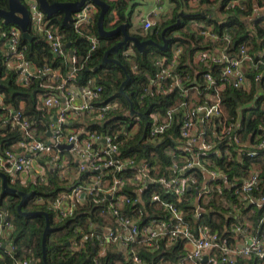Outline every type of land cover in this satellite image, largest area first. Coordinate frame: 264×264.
<instances>
[{
  "label": "trees",
  "instance_id": "obj_1",
  "mask_svg": "<svg viewBox=\"0 0 264 264\" xmlns=\"http://www.w3.org/2000/svg\"><path fill=\"white\" fill-rule=\"evenodd\" d=\"M105 1L110 5V9L104 17L106 29L113 28L130 16V13L124 11L127 0ZM170 1L173 3L171 18L161 22L157 21L156 25L144 35L137 34L140 39H153L159 43L162 42L163 37L168 38L167 49L161 50L154 46H147L144 51L139 52L127 44L116 54L111 55L120 61L125 70L113 62L101 63L105 50L121 37L119 35L102 37L98 34L96 23L99 9L90 17L88 23L81 28L79 33L74 30L72 22L69 26L62 25V13L49 17L50 23L63 34L64 44L70 43L69 48L65 46V53L67 54L72 50L77 57V63L74 65L75 81L72 83L81 87L89 80H94L96 84L103 87L101 96L94 102L96 106L113 101L118 103V107L108 111L104 119L98 120L94 114H88L84 111L73 119L71 126L83 129L79 138H83L86 132L105 134L120 131L124 136L119 147L120 156L132 157L137 163L142 161L148 163L150 181L142 188L140 200H138L137 195L139 189L134 184L125 182L120 189L121 193L136 200L125 207L124 212L133 217L141 216L140 226H143L150 217H166L167 213L163 207L150 198L153 192H157L164 199L173 200L182 209L192 228L204 224L212 231L217 232L221 239L230 243L233 240L231 225L237 222L236 215L238 213L243 214L251 210L249 217L251 227L254 231H264V205L243 203L234 193L235 188L241 185L242 180L249 175V172L256 170L259 171L260 182L252 190L251 196L258 199L264 194V154L258 150L256 154H248L256 151L254 145L258 141L264 140V22L260 14L252 18L255 10L263 5L264 0H243L244 7L232 9H225V4L229 0H199L202 6L194 11L188 9L187 0ZM215 1L219 3L216 11L220 15L216 14L214 8L209 6ZM0 7L6 8L7 0H0ZM112 10L116 11L118 19L111 24ZM180 11H184L185 14L176 25ZM192 20L202 21L204 26H212L218 34H221L224 29H229L231 39L226 44V53L229 56H236L239 54V46L245 45L248 48L249 56L243 65L247 78L246 87L236 89L228 84L221 92L223 119L225 122L239 120L240 126L235 132L239 136L240 143L231 142L224 145L227 139H223L217 144L221 151L220 155L211 154L209 156L211 166L226 173L232 186L222 184L221 192L213 191L207 202L202 203L204 211L197 221L193 217L194 206L191 201L195 196V187L192 185L186 188L185 195L178 198L167 192L158 181V178L162 176L166 178L172 176L171 158L165 148L167 146L175 148L180 141L178 123L175 122L159 140L148 141L144 136L145 120L149 119L150 112H162L170 106L178 105L182 100L179 89L173 88L168 93H162L156 86H150V79L157 80L162 67L169 63L173 43H179L183 47L174 71L181 75L182 83L189 88V92L202 91V87L199 88L197 84H190V82L193 81L196 74L197 81L203 83L201 78L203 69L209 68L216 77L219 75L217 66L207 67L195 62L194 57L199 49L215 47L217 43L204 40L199 34V29L195 30L188 24ZM8 27L2 24L0 28V46L5 47L6 34L4 33ZM163 30L165 31L162 35ZM28 31L31 40L22 37L20 39V44L25 47V58L37 66L47 63L52 68L58 69L61 76H67L71 69V63L66 55L54 54L46 42L44 34L34 30L31 24ZM90 37L96 39L93 49L91 48ZM129 47L133 49L134 54L127 55L125 53ZM161 60L162 66L157 63ZM5 61L4 53L3 59L0 57V95L2 96V104H0V150L2 155L5 150H12L14 144L25 140L24 133L17 125L2 124V119L7 116L8 108L20 109L31 121L34 135L40 139L45 138L48 122L54 111L42 107L41 98L48 91L57 92L56 89L50 90L46 86L55 87L61 79L58 77L51 80L49 75H40L31 78L27 83L19 84L18 70L8 68ZM190 64L193 66L191 67ZM193 68L199 72L195 73ZM260 72H263V77L258 84L255 76ZM126 77L128 80L123 84V90L130 101L119 92V87ZM149 86V92L141 99L144 89ZM130 102L136 111L145 115V118L137 121L133 132L131 131L133 116L129 114ZM214 125L216 129H219L218 121H215ZM248 140L251 145L253 144L251 148L245 145ZM61 152L63 154L67 151ZM67 158L69 160L68 165L75 168L77 163L72 160L71 155L68 154ZM122 173L127 177L133 173V169H126ZM190 173L197 178V186H200L204 179L202 171L198 167H194L185 172V174ZM90 174L80 172L76 176L72 172L69 180L61 177L56 167L50 169L47 166L45 181L40 182L34 179L26 186H18L19 181H12L7 173L8 182L11 186L32 192L31 196L25 200L22 209L48 212L51 229L46 237L47 263H45L42 258V234L45 227V216L43 214L22 216L17 211L20 197L16 194L0 193V210L4 211L12 226L9 235L0 237V264H18L16 259L19 261L26 260L28 263L33 260V264H132L130 255L114 243H106L104 246H100L94 241V243L75 247L81 236L76 231L78 228L88 231L89 219L98 221L104 219V216H99L98 207L94 204L93 199H86L83 204H77L75 213L62 219L50 206L51 201L56 196L67 192L76 183L87 181ZM214 182L221 183L219 180H214ZM225 204L227 205L225 206ZM238 220L241 221V217ZM68 241L70 245H67ZM7 245L12 247L10 251L7 250ZM130 250H135L139 254L143 261L142 264L175 263L185 253L184 240L182 239L171 244L160 239L158 248L154 250H150L142 242H136L128 247V251ZM237 264H264V262L251 257L250 259H238Z\"/></svg>",
  "mask_w": 264,
  "mask_h": 264
},
{
  "label": "built area",
  "instance_id": "obj_2",
  "mask_svg": "<svg viewBox=\"0 0 264 264\" xmlns=\"http://www.w3.org/2000/svg\"><path fill=\"white\" fill-rule=\"evenodd\" d=\"M23 3L28 9L32 28L44 34L54 54L66 55L71 63V69L67 76H61L58 69L52 68L47 63L37 66L28 61L24 56L25 47L20 44L22 37L20 28L16 25H8L4 33L6 34L5 59L12 62L11 69L18 70V83H27L31 78L40 75H49L51 80L58 77L61 79L55 87L46 86L50 90L56 89L57 92L48 91L41 98V106L54 111L48 122L47 130L51 131V136L37 138L28 117L20 109L8 108L7 116L2 119V124L10 123L21 129L25 135V140L21 141L24 151L5 150L2 155L0 150V160L3 162L0 169L6 173L33 171L32 157L44 156L48 157L50 163L58 169L61 177L69 180L72 172L76 176L80 172L91 173L87 181L72 185L67 192L59 194L50 203L51 208L62 219L72 216L77 204H83L86 199H93L98 207L99 216H104V219L99 221L89 219L88 231L80 228L76 230L81 234L78 244H75L76 248L87 243H94V241L100 246L114 243L130 255L132 264H142L143 261L135 250L128 251L131 244L142 242L144 246L154 250L158 248L160 239L166 240L167 244L182 239L184 245L189 244L191 248L175 263L166 264H237L238 259H250L251 257L264 262V231H254L249 222L239 221L238 215H236L237 222L231 225L233 240L229 243L204 224L192 228L182 209L173 200L164 199L157 192H153L150 198L163 207L167 213L165 218L150 217L143 226H140L141 216L133 217L124 212V208L136 200L121 193L120 189L125 182H130L142 190L150 181L148 163L144 161L137 163L132 157L120 156L119 147L124 140L120 131L105 134L86 132L83 138H79V134L83 132L82 128L66 131L69 121L72 124L73 119L82 112L94 114L96 119L101 120L105 118L108 111L116 109L118 103L113 101L96 106L94 102L101 96L103 87L93 80H89L81 87L78 86L81 102H75L76 86L72 82L75 81L76 55L74 52L72 55L70 52L65 53L63 34L50 21L47 23V17L40 9L37 0H25ZM235 7H244L243 0H229L225 4V9ZM258 9L264 22V3ZM90 11L91 8L87 9L85 5L73 14L71 22L76 32L79 33L81 28L88 23L91 17ZM149 14H153V11ZM156 22L146 18L142 20V26L144 29H149L155 26ZM199 34L204 40L217 43V46L199 49L194 57L195 62L207 67L217 66L219 75L216 77L209 68L203 69L201 74L203 83L197 81L196 74L190 82V84H197L199 88L202 87V91L189 92V88L182 83L181 75L174 71L183 47L179 43H173L169 63L162 67L157 80L150 79V86H156L162 93H168L173 88L179 89L182 100L178 105L170 106L162 112H150L149 119L145 120L144 132L148 141L159 140L175 122L178 123L180 141L175 148L170 146L165 148L171 158L172 176L169 178L162 176L158 178V181L167 192L178 198L185 195L186 188L192 185L195 187V196L191 200L194 206L195 221L204 211L202 203L207 202L213 191L221 192L222 184L231 185L226 173L211 166L209 156L211 154L220 155L221 151L217 144L223 139H227L224 145L231 142L240 143L239 136L235 132L240 126L239 120L225 122L223 119L221 92L228 84L236 89L246 87L247 78L243 65L249 59L248 48L245 45L239 46V54L236 56H229L226 53V44L231 39L229 29H224L221 34H218L212 26L208 25L201 28ZM90 42L93 49L96 39L90 37ZM125 53L131 55L128 49ZM157 63L163 65L162 60ZM194 71L199 72L197 69ZM262 77L263 72L256 74L255 80L258 84ZM150 86L144 89L141 99L147 95ZM0 104H2L1 95ZM130 116H133L131 130L133 132L137 121L142 117L137 114ZM215 121H218L219 129H216ZM50 137L54 141L48 143ZM69 143H72L69 149L58 148L59 144ZM254 146L256 151L249 152V155L256 154L257 150L264 154V140L258 141ZM63 150L71 154L72 160L77 163L75 168L68 165L69 160L67 156L64 157L65 154H62ZM179 158L181 164L176 162ZM194 167H198L204 174L203 183L200 186H197V178L192 173L185 174L186 169L190 170ZM129 168L133 169V173L125 177L122 172ZM45 178L46 173L44 172L35 173L33 176V180L37 179L40 182L45 181ZM214 180H219L221 183H216ZM259 182V171L252 170L242 180L241 185L235 188L234 193L243 203L262 206L264 205V194L258 199L251 196L252 190ZM81 194H83L82 198H80ZM88 195H91V198H88ZM11 227V223L5 219L4 211L0 210V233L7 231L9 234ZM205 255L207 256L206 261L202 262ZM18 264H28V261H19Z\"/></svg>",
  "mask_w": 264,
  "mask_h": 264
},
{
  "label": "water",
  "instance_id": "obj_3",
  "mask_svg": "<svg viewBox=\"0 0 264 264\" xmlns=\"http://www.w3.org/2000/svg\"><path fill=\"white\" fill-rule=\"evenodd\" d=\"M39 3L40 9L45 13L47 18L51 17L54 14L62 13V25L69 26L72 21L73 14L79 11L83 6L86 5L87 9L91 8V5H95L99 8V14L97 18V31L98 34L102 37H112L119 35L121 38L118 39L112 46H110L107 50H105L103 57L101 59V63H109L113 62L115 64L120 65L124 70V66L120 63V61L111 56L116 54L123 46L130 44L137 51L142 52L145 50L147 46H154L161 50H166L168 47V38L162 39V42L159 43L153 39H140L137 35L130 33L129 27L131 22L125 21L117 24L113 28L106 29L104 27V17L105 14L109 11L110 5L105 0H69V1H54L49 2L48 0H37ZM89 3V4H88ZM88 4V5H87ZM0 20L4 25H16L21 30V36L24 39L31 40V35L28 31V27L30 24V15L27 7L23 3L22 0H7V7H0ZM180 22L178 18L176 21V25ZM162 31V35L164 34ZM67 48L70 47V43L64 44ZM73 51L70 50V55H72ZM128 80V77L122 82L119 87V92L124 94V96L129 100V97L123 90V84ZM129 114L134 115L137 114L142 118H145V115L141 112H138L134 109L133 104L130 102ZM55 119V117H53ZM46 136H51V131L46 132ZM54 140L50 137L48 143L53 142ZM72 147V143L69 144H59V149H69ZM185 171H188L187 169ZM0 181H1V194H16L20 197V200L17 204V211L22 216L34 215V214H43L45 216V227L43 229L42 234V258L46 262V237L48 231L51 229L49 214L46 211L42 210H34V211H26L22 209V206L27 198H29L32 192L24 191L18 188L11 186L8 182V175L5 171H0ZM141 190L137 191L138 200H140ZM83 197V194L80 195V198ZM88 198H91V195H88ZM5 219L7 216L5 215ZM67 245H70V242H67ZM7 250H11L12 247L10 245L6 246ZM207 256L205 255L202 258V262L206 261ZM34 261L31 260L28 264H33Z\"/></svg>",
  "mask_w": 264,
  "mask_h": 264
},
{
  "label": "crops",
  "instance_id": "obj_4",
  "mask_svg": "<svg viewBox=\"0 0 264 264\" xmlns=\"http://www.w3.org/2000/svg\"><path fill=\"white\" fill-rule=\"evenodd\" d=\"M111 1H114V0H111ZM163 3L165 4V7H164L165 11L162 10L163 9V7H162ZM186 3H187L188 9H190L192 11L200 9L202 6V5H200L199 0H187ZM155 4H157V5L161 4V6H156ZM172 7H173V3L170 0H127V5H126L124 11L126 13H130V16L127 19H125V21L131 22L130 27H129L130 33L135 34V35H137V34L144 35L149 30H151L153 28V27H150L149 29H144L142 26V20L143 19L148 18V19H151L154 21H159V22L164 21V20H169L172 16ZM98 9L99 8L97 6L91 5V11H90L91 16L94 15V13ZM161 10H162V12H161ZM151 11H153V14H149ZM111 13L113 14V19L110 22L112 24L118 19V15L116 14L115 10H112ZM184 14H185L184 11H180L178 13L177 19L178 18L180 19ZM259 14H260V10L257 8V10H255L254 15H252V18H254L255 16H257ZM137 19H139V23H136ZM125 21H122V22H125ZM192 21L193 22H188V24L193 29L197 28V30L198 29L200 30L201 28L208 26V25L204 26V23L202 21H197V20L196 21L192 20ZM194 21L196 22L195 24H194ZM197 23L200 25H197ZM128 50L131 51V55H132V53L134 54V51L131 47H129ZM6 66L8 68H12L13 64L11 61L8 60V62L6 63ZM194 69L195 68H193V70ZM75 92H76L75 102L79 103V102H81V95L79 94V87H77V86L75 87ZM21 105H22V103H21ZM71 125L72 124L69 121V124L67 125L66 131H72L75 129ZM245 145L247 147H250V148L253 146V144L252 145L250 144L249 140L246 141ZM12 151L23 152L24 149L21 146V142L14 144ZM26 154H29V153H26ZM69 155H71V154H69ZM66 156L67 155H64L65 158H66ZM32 161H33V164H32V167H33L32 170L33 171L17 173V175L14 178H12V180H17L22 185H26L30 179L33 180V176L35 173H42V172L46 173V167L47 166L50 169L54 168V166L50 163L49 159L44 157V156H33ZM42 162H45V163L42 164ZM176 162L181 164V159L179 158L178 160H176ZM2 163L3 162L0 160V168H1ZM0 171H2V170H0ZM251 212L252 211L249 210L247 212H244L243 214L238 213L237 215L239 217H241V219L243 221L250 222L249 217L251 216ZM7 235H9L7 231H2L0 233V237L1 236L2 237L7 236ZM190 248H191V245H189V244L184 245L185 252H187Z\"/></svg>",
  "mask_w": 264,
  "mask_h": 264
},
{
  "label": "rangeland",
  "instance_id": "obj_5",
  "mask_svg": "<svg viewBox=\"0 0 264 264\" xmlns=\"http://www.w3.org/2000/svg\"><path fill=\"white\" fill-rule=\"evenodd\" d=\"M23 1H25V0H23ZM214 1V0H213ZM162 4V3H161ZM161 4H159V5H157V4H155L156 6H161ZM218 5H219V3L217 2L216 3V1L215 2H212L209 6H210V8H214V10L216 11V10H218ZM162 7H163V11H165L164 10V7H165V4L163 3V5H162ZM162 10H161V12H162ZM218 12L216 11V14H217ZM218 15H220V13H218ZM46 21H47V23L50 21V19L49 18H47L46 19ZM190 22H193V21H190ZM136 23H139V19H137L136 20ZM196 22L194 21V24H195ZM197 25H200V24H198L197 23ZM6 26H8V25H6ZM8 29V28H7ZM195 30H197V28H195ZM4 51H5V47H3V45L2 46H0V57H2V59H3V57H4ZM8 61H5V63H7ZM190 66H193L192 64H190ZM63 154H65V155H67V157H68V153L67 152H64ZM46 158H48V157H46ZM8 175L11 177V179L12 178H14L16 175H17V173H8ZM12 181H15V180H12ZM33 180L32 179H30L28 182H27V184L29 183V182H32ZM70 184H71V181L69 182ZM22 184L21 183H19L18 184V186H21ZM22 186H26V185H22ZM0 187H1V181H0ZM1 193V192H0ZM223 200V199H222ZM227 204H225V206H226ZM2 237V236H1ZM17 262H19V259H16V263Z\"/></svg>",
  "mask_w": 264,
  "mask_h": 264
}]
</instances>
